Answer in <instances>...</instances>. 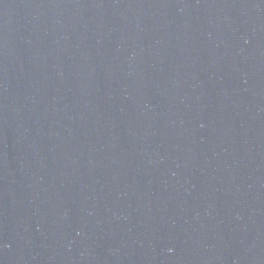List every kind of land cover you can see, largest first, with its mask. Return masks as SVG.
I'll return each instance as SVG.
<instances>
[{
    "label": "water",
    "instance_id": "water-1",
    "mask_svg": "<svg viewBox=\"0 0 264 264\" xmlns=\"http://www.w3.org/2000/svg\"><path fill=\"white\" fill-rule=\"evenodd\" d=\"M0 264H264V0H0Z\"/></svg>",
    "mask_w": 264,
    "mask_h": 264
}]
</instances>
